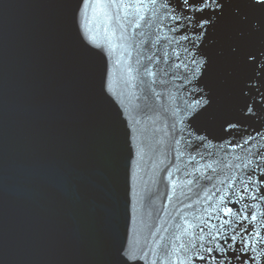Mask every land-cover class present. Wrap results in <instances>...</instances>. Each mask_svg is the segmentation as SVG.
<instances>
[{
	"label": "water",
	"instance_id": "95a60500",
	"mask_svg": "<svg viewBox=\"0 0 264 264\" xmlns=\"http://www.w3.org/2000/svg\"><path fill=\"white\" fill-rule=\"evenodd\" d=\"M222 2L191 32L169 31L175 22L159 6L162 23L135 28L121 8V41L105 0H0V264H122V251L131 264H170L159 245L181 235L184 219L194 233L203 209L233 208L223 219L236 221L244 203L256 205L264 235V201L205 202L201 190L211 195L228 165L264 151V4ZM141 50L165 69L187 64L157 74L159 99L145 101L141 77L129 78ZM248 264H264V253Z\"/></svg>",
	"mask_w": 264,
	"mask_h": 264
},
{
	"label": "snow or ice",
	"instance_id": "6c2138e0",
	"mask_svg": "<svg viewBox=\"0 0 264 264\" xmlns=\"http://www.w3.org/2000/svg\"><path fill=\"white\" fill-rule=\"evenodd\" d=\"M88 2L89 0H82L84 5H87ZM105 2L115 6V19L121 41L129 39L125 35L127 32L125 23L121 22V8L124 12V20L128 23L135 21V28L141 27V21H143L145 26L151 28L153 16H156L157 22L162 23L161 15L162 13H167L166 19L175 22L169 27V31L177 32L181 28H184L186 32H191L195 28L202 29L205 24L214 22L215 17L219 15L218 13L205 11L206 9H221L224 6L222 0H131L130 3L126 2V0H105ZM257 2L264 4V0H257ZM173 4H176L177 7H170ZM158 6L162 9L161 15H157ZM146 12H151L152 15L143 14ZM109 19L111 20L112 17ZM260 29H264V24H260ZM139 35L144 37L145 33L140 32ZM153 35L155 36L154 40L151 39ZM189 38L188 34L181 36L183 40H188ZM148 39L152 47L156 48L161 37L157 32H152L149 34ZM143 42L141 41V44ZM141 44H137L136 47L140 48ZM120 46L123 47V44ZM115 47L116 45H113L114 49ZM165 47L166 45L160 46L161 50ZM163 58L166 62L168 58L166 51H163ZM177 59H179L178 54ZM160 61L161 56L155 55V53L147 55L141 50V52L137 53L135 69L132 67L127 68L130 80L137 79V76L141 77L140 86L147 93L144 96L145 101H147L149 94L159 99V94L153 88V85L157 83L156 77L158 73L166 76L169 71L180 68L181 65L187 69V64L183 61L179 64L174 63L170 65L168 69L161 67ZM191 63L194 65L193 71H198L199 69L195 67L196 61L192 60ZM133 71L136 72L137 76L131 75ZM159 83L164 84L166 81L160 80ZM133 86L135 87V85ZM248 111L251 112V108ZM229 126L232 127L231 124ZM249 139H252V137H249ZM179 142V140L176 141V143ZM229 143L232 147H243L239 143L232 144L231 141ZM247 143L248 140H244V144ZM209 155L211 156L212 154L209 153ZM249 155L254 159H249L246 163L242 162V167L241 164L227 166L231 174L226 175L224 180L218 181L219 185H221L220 187L217 184H212V188L215 191L211 195H209L210 190L201 189L204 191L205 202L212 201L213 197L217 194H219L222 201L226 200L228 203L238 204L240 200L264 201V193L259 191L260 188H264V151L258 149L254 153L249 152ZM203 158L201 157V159ZM191 159L195 160V157L193 156ZM204 167L211 170L214 175H219L216 169L213 168V163H207ZM236 170H239L241 174L237 175ZM168 175L171 177L172 172L169 171ZM185 175L190 174L185 173ZM203 178L209 182L213 180V176ZM198 180L199 178H197V183ZM174 183L175 181H173ZM187 183L190 185L193 183V180L189 179ZM237 183L242 186L241 191L243 195L237 190L235 186ZM189 191H191L190 188ZM225 193H228V195H225ZM196 195L199 196V192ZM233 196L238 197V199L233 200ZM185 207L191 208L192 205H185ZM203 211L208 213L206 219L193 217V219L199 220V224L195 225L196 231L194 233L189 232V229L194 227L193 224L188 219H184L186 227L177 225V229L181 230V235L184 237L183 241H181V235L173 233L165 243L159 245V260L166 259L170 264H195V261H201L202 264H233V261H236L237 264H248V261H257L258 256L264 253V235L258 230L256 205L244 203L234 213L239 218L236 221H233L231 218L223 219V217H227L230 213L234 212L233 208L225 207L220 210L213 208L212 211L205 208ZM215 220L220 221L219 225L213 222ZM160 239L164 240V237H160ZM257 246L260 248L259 252ZM176 254L180 256L178 261L173 260V256ZM121 261L122 264H131L132 257L123 254L122 251ZM153 264H157V261L154 260Z\"/></svg>",
	"mask_w": 264,
	"mask_h": 264
}]
</instances>
